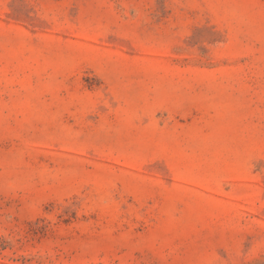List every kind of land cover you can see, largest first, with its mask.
<instances>
[{
  "label": "rangeland",
  "instance_id": "1",
  "mask_svg": "<svg viewBox=\"0 0 264 264\" xmlns=\"http://www.w3.org/2000/svg\"><path fill=\"white\" fill-rule=\"evenodd\" d=\"M0 264H264V0H0Z\"/></svg>",
  "mask_w": 264,
  "mask_h": 264
}]
</instances>
